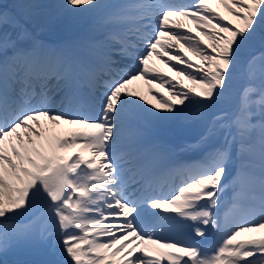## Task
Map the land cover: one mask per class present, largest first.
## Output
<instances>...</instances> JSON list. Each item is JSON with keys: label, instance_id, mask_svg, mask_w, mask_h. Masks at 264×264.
<instances>
[{"label": "snow or ice", "instance_id": "6c2138e0", "mask_svg": "<svg viewBox=\"0 0 264 264\" xmlns=\"http://www.w3.org/2000/svg\"><path fill=\"white\" fill-rule=\"evenodd\" d=\"M213 3L237 24L224 22ZM17 8L0 10V255L25 247L41 258L24 264H264V236L238 239L264 231V0H57ZM89 8L112 9L97 21L106 29L101 57L89 45L55 56L40 55L35 40L20 46L31 36L24 21L40 11ZM153 58L167 73L150 66ZM240 69L250 80L258 72L259 84L243 89L231 119L211 112ZM101 71L117 78L101 83ZM140 79L167 92L165 99L150 90L157 101L151 107L162 114L137 102L128 86ZM84 104L94 116L78 112ZM144 121L203 125L190 151L216 133L224 138L185 167L146 138ZM61 125L71 130L54 131ZM237 160L240 180L259 187L253 198L261 220L232 227L209 253L202 245L208 229L220 231L213 210ZM173 174L183 177L174 191L151 194ZM17 217L28 223H13Z\"/></svg>", "mask_w": 264, "mask_h": 264}, {"label": "rangeland", "instance_id": "374dc122", "mask_svg": "<svg viewBox=\"0 0 264 264\" xmlns=\"http://www.w3.org/2000/svg\"><path fill=\"white\" fill-rule=\"evenodd\" d=\"M8 1L11 2L10 0H0V10H4L8 13H11L12 11H10L7 6ZM15 1H17L19 4L25 2H35L41 4L54 5L55 3H57V0H15ZM211 6L217 12H219L220 15H223L225 17L224 22L231 21L233 25L237 24V21L233 20L230 16H228V14L224 11L222 7L216 5L215 3L211 4ZM38 15L40 16V19L36 21L39 24V27L34 28L30 24H26L28 31L32 33V40L35 41H37V38L35 36L36 33L48 34L49 37L53 39V41L50 40V42H54V41L59 42L60 40L67 41L74 39V37L77 36L78 33L77 31H79V29L82 27L90 26V28H97L99 30L104 29L97 23L98 18L100 17L99 13L97 12V10H91L90 8L89 10L78 13L77 15H57L54 9H44L40 11ZM182 22L189 24L188 22L185 21ZM2 31L13 33V29L11 27H4ZM42 46H44V44H41V47ZM105 47H106V43H105ZM168 75L170 76V78H172L171 73H169ZM258 75L259 74L257 72V78L255 80H250L244 69L238 70L231 81L230 90L220 100V102L213 109H211V112L227 114V108L225 107L233 105L238 99H240L241 93L246 86H248L250 83L259 84ZM146 92H148V89L146 90ZM253 99L254 100L258 99V97L254 95ZM58 109L59 106L57 105L56 110ZM256 119H259L258 112H256ZM144 124H147L152 129V132L160 133V135H162V133L164 135H168L166 137L169 139H171L172 136L178 137L181 134L178 131V129L181 127H193L194 125H198L191 123H170V125H166V123L156 122V121H144ZM202 132H206V128L204 126ZM201 135H202L201 132L200 133L197 132L193 134L191 138V141L193 142L192 143L193 146L196 145V142L199 140ZM223 138L224 137L222 133H216L209 138L208 143L204 145L203 148H196L192 152L195 151L204 152L214 146L218 147L223 142ZM230 188L231 186L228 185L225 189L230 190ZM221 207L222 205L219 204L218 208ZM34 211L38 214L39 211L41 210L35 209ZM13 223L18 225H24L28 223V218L20 217L19 221L17 219H14ZM40 258H41L40 255L35 250L25 247L13 248L7 251L6 253L0 255V260H6L8 264H24V262L34 261Z\"/></svg>", "mask_w": 264, "mask_h": 264}, {"label": "bare ground", "instance_id": "6f19581e", "mask_svg": "<svg viewBox=\"0 0 264 264\" xmlns=\"http://www.w3.org/2000/svg\"><path fill=\"white\" fill-rule=\"evenodd\" d=\"M103 2L106 3V4H109V5H113V4H116V3L124 2V0H103ZM111 11H112L111 8L105 9L104 11L97 10V12L102 13L101 15H106L107 13H109ZM185 22H188V21H185ZM188 23L189 24H186V23H184V24L186 25V27L191 28L192 27L191 23L190 22H188ZM108 29L116 30V26H109ZM29 33L32 35L31 32H29ZM79 33H83V34L80 37H78V39H76V40H68V41L60 40L57 43V45L59 46V51L65 52V53H75V52L80 51L85 45H89L90 47H89L88 50L90 52H92L95 56L101 57L103 55V53L105 52V50L103 48L104 47V45H103V40H104L103 32L101 30L97 29V28H82L79 31ZM32 43H33V41H32V38L30 36V38L25 39V40L22 41L21 47L25 48V49L31 48ZM50 45H51V43H50ZM55 51H54V49L52 47H50L49 52H46L45 55L52 56L53 54H56ZM38 53H39V49H38ZM165 59H166V57H165ZM192 59H193V61L195 63H199V61L195 60V58H192ZM149 64H150L151 67L156 68L160 72L167 73V68H164L163 65L158 60H156L155 58L150 60ZM178 67H180V66H178ZM168 74H167V78H170V76ZM114 78H117V77L114 76L111 79H114ZM171 79L173 81H175L177 78L172 76ZM52 83L54 85L56 82L52 81ZM185 83H187V82L185 81ZM128 87H129L130 90H132V91H134V92H136L138 94L137 97H136L138 103L142 104L144 107L148 108L151 111H157L158 114H162V110H160L159 108L152 109L151 106L153 104H156L157 101L150 94V90H151L152 93H155L157 96L167 99V92L164 89H159V88L155 87V85L147 84V83H145V81L143 79L133 81V83L130 84ZM147 89H148V92H146ZM139 96H143L144 100L143 101L139 100L138 99ZM145 101L147 103H145ZM89 107L94 111V109L91 106H89ZM78 112L80 114L85 115L84 111L78 110ZM94 115H95V111H94ZM94 115H92V116H94ZM42 123L46 124V122H43V121H42ZM163 123H166V125H170L171 122H163ZM141 126L144 129V131H145L146 138L151 143L160 144V145H166V144L177 145L178 149H179V150L177 149L178 153H181V154H186L187 152L189 153L190 150H187L186 146L192 145L193 142L191 141V138H192L194 133H197V132L198 133L201 132V134L205 133V132H202L203 125L198 124V125H194L193 127H181V128H179L178 131L181 134L178 137L172 136V138L169 139V138L166 137L168 135H164L163 133H162V135H159V137H158L155 134V132H152V129L147 124H144V122H142ZM48 127L51 128L52 126L48 125ZM70 130L71 129L67 125H61L60 128L54 129V131H56V132L70 131ZM165 134H166V132H165ZM154 138H159V139L155 140ZM76 151H78V150L77 149H73V150H71V152L64 153V154H66V155L73 154ZM172 152L175 153L174 151H172ZM175 162L180 164V161L178 160L177 157L175 158ZM183 162H185V161L183 160ZM256 169L257 170L259 169L258 165L256 166ZM166 178L167 177L159 179V181L157 183H155V185H158V186H161V187L167 185ZM158 183H161V184H158ZM240 184H241V186L248 187L245 184V182L242 181V180H241ZM256 187H258V185ZM174 190H175V187H173L172 189L168 190L167 192H165L162 195H168ZM223 193H228V195H230L231 198H234V201H235V203H233L234 205L232 204V206L229 208V210L227 212H223V214L221 215V218H222L225 214L226 215L228 214L227 216L224 217L225 224H226V222H229V221H230L231 224H233L235 219H236V217L234 215L235 214H239V211L241 209L248 210V211H250L253 214L254 218H252V219H254V220L252 222H250V223L258 222V221L261 220V213L259 212V210L257 208L258 199L254 200L253 194H250L249 197H250V199H252L254 201V204L246 202V201H242V200H240V198H237L239 196V193H241L240 189H239V191L238 190H233L232 192H228V191H226L224 189ZM244 196L246 197V195H244ZM256 196L258 197V195H256ZM231 211H235L234 215L230 214ZM161 215H163V213H161ZM229 215H231V216H229ZM231 228H232V226H227V227L224 226V228H222V229L220 228V231L218 232L217 236L215 237V240H216L215 244ZM262 236H264V231L250 232V233L242 234V236L238 237V239H250V238L259 239ZM170 237L173 238L172 234L167 235V238H170ZM175 238L179 239L180 237L176 236ZM203 248L206 251H208L209 253L211 252L206 247H203Z\"/></svg>", "mask_w": 264, "mask_h": 264}, {"label": "trees", "instance_id": "16d2710c", "mask_svg": "<svg viewBox=\"0 0 264 264\" xmlns=\"http://www.w3.org/2000/svg\"><path fill=\"white\" fill-rule=\"evenodd\" d=\"M31 20V19H30Z\"/></svg>", "mask_w": 264, "mask_h": 264}]
</instances>
